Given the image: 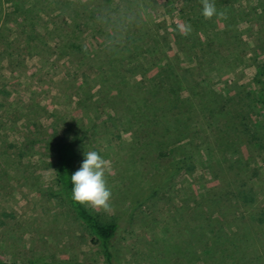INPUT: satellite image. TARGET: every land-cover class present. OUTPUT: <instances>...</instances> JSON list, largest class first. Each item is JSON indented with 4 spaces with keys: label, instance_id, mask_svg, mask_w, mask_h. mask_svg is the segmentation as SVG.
I'll return each instance as SVG.
<instances>
[{
    "label": "rangeland",
    "instance_id": "obj_1",
    "mask_svg": "<svg viewBox=\"0 0 264 264\" xmlns=\"http://www.w3.org/2000/svg\"><path fill=\"white\" fill-rule=\"evenodd\" d=\"M214 3L0 0V260L107 264L68 140L76 171L108 162L109 208L84 205L117 264H264V0Z\"/></svg>",
    "mask_w": 264,
    "mask_h": 264
},
{
    "label": "trees",
    "instance_id": "obj_2",
    "mask_svg": "<svg viewBox=\"0 0 264 264\" xmlns=\"http://www.w3.org/2000/svg\"><path fill=\"white\" fill-rule=\"evenodd\" d=\"M200 100V98H196ZM192 100V99H191ZM195 101V99H193ZM55 155L57 158L56 175L58 183L67 198L70 206L77 217L91 230L94 236L99 240L103 247V253L107 264H117L114 259L112 240L119 231V224L116 222L102 223L99 218L88 210L84 204L75 202L71 198L72 184L70 177L76 171L75 161L77 153L73 142L62 140L54 145ZM0 264H11L0 260ZM27 264H80L77 262L64 261L55 262L47 260L32 261Z\"/></svg>",
    "mask_w": 264,
    "mask_h": 264
},
{
    "label": "clouds",
    "instance_id": "obj_3",
    "mask_svg": "<svg viewBox=\"0 0 264 264\" xmlns=\"http://www.w3.org/2000/svg\"><path fill=\"white\" fill-rule=\"evenodd\" d=\"M200 2L205 19L225 15L224 12H217L214 0H200ZM178 27L182 35H188L191 31V25L187 23H181ZM107 167L108 162L97 151H84V159L79 169L70 177L71 198L75 202L90 205L94 209H108L112 193L105 178Z\"/></svg>",
    "mask_w": 264,
    "mask_h": 264
}]
</instances>
